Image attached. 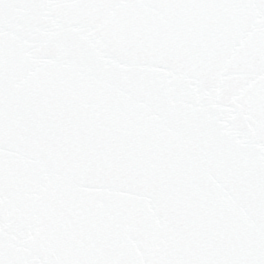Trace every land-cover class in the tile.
Instances as JSON below:
<instances>
[{
	"label": "snow or ice",
	"instance_id": "obj_1",
	"mask_svg": "<svg viewBox=\"0 0 264 264\" xmlns=\"http://www.w3.org/2000/svg\"><path fill=\"white\" fill-rule=\"evenodd\" d=\"M0 264H264V0H0Z\"/></svg>",
	"mask_w": 264,
	"mask_h": 264
}]
</instances>
